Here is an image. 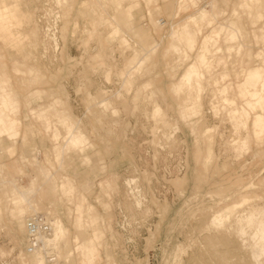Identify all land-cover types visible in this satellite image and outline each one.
<instances>
[{"label": "rangeland", "instance_id": "374dc122", "mask_svg": "<svg viewBox=\"0 0 264 264\" xmlns=\"http://www.w3.org/2000/svg\"><path fill=\"white\" fill-rule=\"evenodd\" d=\"M251 2L0 0V16L26 11L38 23L34 38L26 23L0 26V74L17 108L3 117L20 133L15 153H0V264L23 262L33 213L15 189L31 180L36 212L63 225L57 264H264L253 256L264 225V0ZM63 121L86 146L59 151ZM243 195L214 228V213Z\"/></svg>", "mask_w": 264, "mask_h": 264}, {"label": "bare ground", "instance_id": "6f19581e", "mask_svg": "<svg viewBox=\"0 0 264 264\" xmlns=\"http://www.w3.org/2000/svg\"><path fill=\"white\" fill-rule=\"evenodd\" d=\"M249 1H252L255 3L260 2V0H249ZM120 5L121 4H119V6ZM159 22H161V20L158 21V24H159ZM206 132H208V131L204 130V134L203 133L202 134L205 135ZM208 146L211 147L210 145H208ZM205 150H206V155H205L206 158L203 156L205 158L204 163L206 162V160H207V162H209L210 160L208 161V159L211 156L210 148L205 149ZM204 158H202V156H201V158H199V159L203 160ZM39 186L35 185V181L32 183V180H31V184L29 187L26 186L24 188L22 187L20 189H15L17 194L19 196H21L22 199L28 204L27 208H29V210L32 211V213H33L25 219L24 245H23L22 251L20 252L18 257L21 261H23L22 264H32L33 256H34L37 264H57L58 263L57 259L54 256L55 250H56L55 247L57 246V243L59 242V240L63 236L64 229H63V225L60 221H50L52 218L50 216L51 214H48V212H46V213H37L36 212V209H38V206L36 208V204L34 202V197L37 194V192L39 191V189L41 188ZM244 196L245 195H243L242 197L239 198V201H237L238 203H236V201H235L234 202L235 204H233V205H230L231 203H229V205H224L221 208H219L218 211L216 213H214V215L212 214L213 216L210 219V224L215 225L218 229H219V225H220V227H222V224L225 222L226 218L227 217L230 218L229 215L231 214L232 210H234L235 208H239L241 206V204L246 203L245 201L247 200V197L245 198ZM240 199H241V201H240ZM248 204H249V202H248ZM25 207H26V205H25ZM263 211H264V209H263ZM263 211L258 212L260 216L262 215ZM234 213H232V214H234ZM38 216L45 218L46 224L48 225V227L46 229H44L38 225V224H40V221L38 220ZM262 216H264V214ZM29 220H34L37 223V224L35 223V225H34L35 228L33 230H31V228L28 226ZM261 224L262 223L259 224L260 227H258L256 233H254L255 231L253 232L254 237L252 236L253 239L257 238L256 239V240H258L257 242L260 243V246L257 248L258 250L257 249H256L257 251L254 250L255 252L253 253L254 258H256V259L264 254V225L263 224L261 225ZM215 226H213V227L215 228ZM29 235H33V237L35 238V244L34 245H32L30 243V240L28 241ZM255 247H257V245ZM255 247H254V249H255ZM69 252H70L69 255L71 256L73 254V252H71V250Z\"/></svg>", "mask_w": 264, "mask_h": 264}, {"label": "crops", "instance_id": "0c3cea01", "mask_svg": "<svg viewBox=\"0 0 264 264\" xmlns=\"http://www.w3.org/2000/svg\"><path fill=\"white\" fill-rule=\"evenodd\" d=\"M62 1H64V0H60V2H62ZM144 1L148 4L153 0H144ZM137 2L138 1L133 2L132 5L128 4L126 7H124V11H126L127 9H130V7H133ZM245 2H246V0H245ZM82 4L89 5L90 8L93 7V4L89 1H84V2H82ZM5 7H6V9H7V7H10L12 10H14L17 8V5L16 4H10V5L5 6ZM25 10H27V9H25ZM128 13H129L130 17H133V14L131 11H129ZM150 18H152V17L149 14V20H150ZM188 18H190V17H188ZM130 21H132V20H130ZM130 21H127V23L130 24ZM7 22H9V24H7ZM3 23L4 24L6 23V26L5 25L3 26L2 25ZM17 23H18V25L19 24L24 25V23H26L27 27H32V28H28L29 32L25 34V37L28 36V37L34 38L37 36L38 32L34 31L35 30L34 26H35V24H38V23H36L34 21L32 15H30L28 12L23 11V13H20L19 15L16 13L15 16H12L11 18L9 17V19H8V17H5L3 15L0 16V26L2 25L3 29H5L6 27H7V29L12 28L13 25L17 24ZM156 24H157V21H156ZM18 35L20 38L23 39L22 34H13V33H11V30H10L9 37H12L14 40H18V39H20L18 37ZM182 35H185V34H182ZM187 35H189V34H187ZM210 39H212V38L207 36L204 38L202 43L204 44L206 41H208ZM188 40H189V38L186 39V41H188ZM190 40H192V39L190 38ZM154 44H156L158 46L157 42L153 43L152 45H154ZM203 44H202V46H203ZM152 45H150V46H152ZM174 46L177 47L176 45H174ZM23 47H24V45H23ZM208 66H209V64L205 68H207ZM29 73L32 74V76L30 78H28L29 81H31L33 79L34 80L38 79V75L32 73V70H29ZM7 84H8L7 80L2 77V74H0V140L3 138V135H6V137H8L11 140V142L7 143L6 145H3V146L0 145V153L6 152L9 154H13V153H15V150H16V145H15L16 141L15 140H16V137L18 135H20V133L18 132V129H17L18 123L14 117H6V118L3 117V115H5L6 111L10 116L15 115L17 112V108H16V106H14V102L11 100L12 94L6 90ZM36 93L41 94L42 91L41 92L38 91ZM224 101H226V100H224ZM98 103L99 102H97V104ZM46 110H47L46 108L45 109L39 108L38 114L41 115ZM31 112H34V111H31ZM59 127L61 129L63 128L62 129L63 132L59 129ZM27 128L30 129V131H31V126L28 125ZM78 128L79 127H78L77 123L76 124L75 123L68 124V123H66V121H63L60 124H58V126L56 125L54 127L55 131L52 133L53 134L52 137H54V139H56V140L63 138L62 142H61L62 143L61 149L59 151L62 152L64 150V148L66 147V146H64V141H65L66 145H70V146L76 147V148H80V147L83 148L84 146H86L85 143L87 144V141H88L86 138V134L81 132ZM25 137L26 136H22V139L24 140ZM21 172L22 171H20V173ZM42 172H44L43 169H42ZM51 176H52L51 173H49V172L46 173L44 175L45 180L42 182V185L44 184V182H47V180L49 181L51 179ZM67 186H70V190L73 188V186H71L70 184H67L66 187Z\"/></svg>", "mask_w": 264, "mask_h": 264}, {"label": "built area", "instance_id": "2783aa9c", "mask_svg": "<svg viewBox=\"0 0 264 264\" xmlns=\"http://www.w3.org/2000/svg\"><path fill=\"white\" fill-rule=\"evenodd\" d=\"M38 220L40 221V224H38L40 227H42V228H44V229H46L47 227H48V225L46 224V220H45V218H42L41 216H38ZM35 223H36V221H34V220H29L28 221V226L31 228V230H33L34 228H35ZM37 224V223H36ZM38 227V226H37ZM36 227V228H37ZM30 240V243L32 244V245H34L35 244V238L33 237V235H29V238H28V241Z\"/></svg>", "mask_w": 264, "mask_h": 264}]
</instances>
